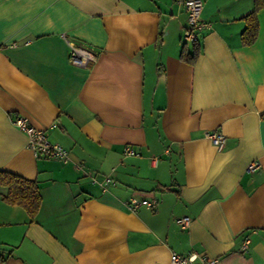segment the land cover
Instances as JSON below:
<instances>
[{
	"label": "crops",
	"instance_id": "0c3cea01",
	"mask_svg": "<svg viewBox=\"0 0 264 264\" xmlns=\"http://www.w3.org/2000/svg\"><path fill=\"white\" fill-rule=\"evenodd\" d=\"M202 2L210 27L188 63L174 0H0V170L41 196L32 218L0 185V264H169L172 251L264 264V8L242 45L254 1ZM69 44L95 60L73 64ZM19 115L69 159L35 155Z\"/></svg>",
	"mask_w": 264,
	"mask_h": 264
},
{
	"label": "built area",
	"instance_id": "2783aa9c",
	"mask_svg": "<svg viewBox=\"0 0 264 264\" xmlns=\"http://www.w3.org/2000/svg\"><path fill=\"white\" fill-rule=\"evenodd\" d=\"M178 4L182 5L187 14L188 24L185 27L183 34V41L185 43L199 42L201 39V33L210 27L209 22L201 17V12L203 9L202 0H174ZM69 59L70 61L78 66H84L89 62H93L96 55L90 50L85 49L80 46L69 44ZM15 127L25 133L27 137V146L34 152L37 156H42L45 158H53L66 162L69 159V151L66 147L58 142H51L45 135L43 129L36 128L32 126L26 117L16 116L12 120ZM205 136L211 141V143L218 149H221L224 145L226 136L223 132L219 130H211L205 133ZM125 154L135 155L136 151L127 146L125 148ZM260 167L258 161H252L248 166L247 170L251 171L255 168ZM114 182L113 178L110 176L104 177V184ZM158 200L154 199H137L131 198L126 202V207L130 211H137L141 206H146L150 209H155L157 207ZM179 223L182 228H186L190 222V218L184 216L180 218ZM249 243V238L245 237L242 249L247 248ZM195 261H199L200 264H217L218 259L211 258L196 251H191L188 253H178L172 251L170 254L169 264H193Z\"/></svg>",
	"mask_w": 264,
	"mask_h": 264
},
{
	"label": "trees",
	"instance_id": "16d2710c",
	"mask_svg": "<svg viewBox=\"0 0 264 264\" xmlns=\"http://www.w3.org/2000/svg\"><path fill=\"white\" fill-rule=\"evenodd\" d=\"M253 1V10L245 16L246 25L240 34L242 45L253 43L257 37V13L260 9L264 8V0ZM201 49L199 42L192 43L190 48H187L184 44L179 57L188 63H194ZM261 114L264 115V112ZM0 185L6 188V191L1 194L4 201L23 207L32 218L36 215L41 203V196L36 180L0 170Z\"/></svg>",
	"mask_w": 264,
	"mask_h": 264
},
{
	"label": "water",
	"instance_id": "95a60500",
	"mask_svg": "<svg viewBox=\"0 0 264 264\" xmlns=\"http://www.w3.org/2000/svg\"><path fill=\"white\" fill-rule=\"evenodd\" d=\"M163 92H164L163 82L159 81L158 86H157V90H156V97L158 100L163 99V97H164ZM160 103L158 104L157 107H161Z\"/></svg>",
	"mask_w": 264,
	"mask_h": 264
}]
</instances>
